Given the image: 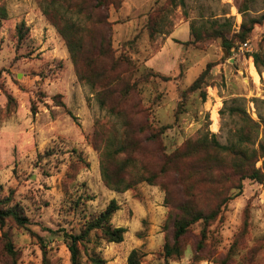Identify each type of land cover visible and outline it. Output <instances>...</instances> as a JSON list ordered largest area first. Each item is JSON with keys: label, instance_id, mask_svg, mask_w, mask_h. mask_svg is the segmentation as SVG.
<instances>
[{"label": "rangeland", "instance_id": "1", "mask_svg": "<svg viewBox=\"0 0 264 264\" xmlns=\"http://www.w3.org/2000/svg\"><path fill=\"white\" fill-rule=\"evenodd\" d=\"M0 9V209L27 219L0 221V264H70L63 231L79 234L112 200L123 241L92 232L81 264H127L133 250L139 264H264V185L245 179L238 190L229 158L208 162L202 145L212 135L228 145L239 110L264 119V72L251 57L264 71V0H0ZM212 24L232 39L230 53L199 34ZM63 35L80 44L76 64ZM120 146L111 170L130 157L127 173L155 175L152 184L105 187L102 154ZM186 203L219 214L191 225L180 255L164 259Z\"/></svg>", "mask_w": 264, "mask_h": 264}, {"label": "trees", "instance_id": "2", "mask_svg": "<svg viewBox=\"0 0 264 264\" xmlns=\"http://www.w3.org/2000/svg\"><path fill=\"white\" fill-rule=\"evenodd\" d=\"M0 16L4 18L5 12L0 9ZM259 21L264 20V16L258 19ZM259 21H253L256 24ZM215 24V23H214ZM202 28L200 30V35L214 33V37L221 40L222 47L228 52H231L233 48L232 39H228L226 34L221 30L222 27L219 25ZM68 31H71L70 28ZM250 28L245 30V26L242 25L240 34L236 37L240 41H245L247 34L250 33ZM18 41L22 40V27L17 29ZM67 46L71 54L74 64H76L77 51L80 49V44L76 41L73 42L72 39L66 37ZM200 39L201 36H198ZM254 64L258 72L261 74L264 71L258 69V55H251ZM210 65H208L204 72L196 79L193 83L192 88H195L198 83L202 80L205 73L208 71ZM253 67V66H252ZM254 69V68H253ZM236 116L242 118V126L238 128L234 133V139H232L228 145H222L216 141L215 137L212 135L210 140L205 141L202 145L207 149L212 151L211 159L208 162L215 163L216 165L224 163L225 158H229L228 166L231 169L233 176L239 181L238 190H241V182L245 179H249L264 185V119H261L260 123L253 121L247 115L246 111L239 110ZM259 138V139H258ZM256 146L255 143L256 142ZM201 146V144H200ZM126 146H120L116 151L112 150L104 151L101 157V177L106 188L112 191L124 192L134 187L139 182H148L152 184L155 175H141L136 177L135 175L128 174L127 171L131 167L133 162L130 157L126 159H117V170L112 171L111 166L114 165V160L117 154L124 153ZM186 155H193L192 149ZM176 154L170 156L169 163L174 160ZM167 161V162H168ZM257 163L260 166L257 167ZM213 176V175H211ZM126 183L124 184V182ZM215 183V181H210ZM124 184L123 187H120ZM218 207L216 210H212L209 213H204L194 209L189 203L183 205L180 208L182 211V216L174 224L173 232V243L170 245L166 243L163 247V257L164 259L171 258L173 256L180 255L179 240L188 231L189 227L197 222H201L204 227L215 221L219 214ZM118 210V205L114 200L110 201L107 207L98 216H95L85 222L84 227L81 229L79 234L73 235L63 231L62 239L67 247L70 257V264H81L80 249L84 243L88 242V237L92 232H100L102 239L106 240L108 243L119 244L123 241V235L126 233L124 228H112L110 221L114 213ZM5 218H11L17 225L24 226L27 222L26 218L18 215L14 210L10 209H0V221ZM202 236L205 237V229L202 231ZM42 248L44 246L42 245ZM6 251L10 257H14L15 253L13 251L12 245L6 243ZM87 260L90 264H106L105 260L97 256H88ZM140 256H138L137 251L133 250L127 257V264H139ZM14 264V262H13Z\"/></svg>", "mask_w": 264, "mask_h": 264}, {"label": "built area", "instance_id": "3", "mask_svg": "<svg viewBox=\"0 0 264 264\" xmlns=\"http://www.w3.org/2000/svg\"><path fill=\"white\" fill-rule=\"evenodd\" d=\"M248 48V43H243L242 46L240 47V50H247Z\"/></svg>", "mask_w": 264, "mask_h": 264}, {"label": "water", "instance_id": "4", "mask_svg": "<svg viewBox=\"0 0 264 264\" xmlns=\"http://www.w3.org/2000/svg\"><path fill=\"white\" fill-rule=\"evenodd\" d=\"M224 55H225V56H227V53H226V52H224Z\"/></svg>", "mask_w": 264, "mask_h": 264}]
</instances>
